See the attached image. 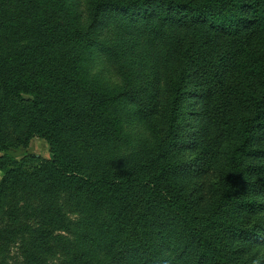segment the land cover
<instances>
[{
    "label": "rangeland",
    "instance_id": "374dc122",
    "mask_svg": "<svg viewBox=\"0 0 264 264\" xmlns=\"http://www.w3.org/2000/svg\"><path fill=\"white\" fill-rule=\"evenodd\" d=\"M65 2L68 17L52 44L76 58V103L81 110L92 103L113 115L117 128L104 136L87 119L68 126L63 139L73 162L60 167L52 164L44 137L33 135L22 143L24 119L17 123L0 114V155L16 160L0 168V264H26L20 244L45 264H151L149 256L192 264L194 243L180 233L165 206L142 205L140 190L100 199L88 187L97 175L130 167L140 173L154 159L179 183L200 225L223 206L217 224L228 216L243 228L261 227L254 239L233 231L242 243L234 257L237 264H264V166L242 177L232 192L225 188L239 119L247 113L236 95L255 88L236 60L241 47H264V29L246 26L238 34H224L206 24L154 19L131 34L113 18L97 21L96 0ZM20 41L15 36L6 46ZM183 52L193 63L174 115L167 109L166 78L172 65L181 68ZM22 96L15 97L17 108L31 95ZM257 161L264 164L256 156L246 164ZM251 197L262 205L236 206Z\"/></svg>",
    "mask_w": 264,
    "mask_h": 264
},
{
    "label": "trees",
    "instance_id": "16d2710c",
    "mask_svg": "<svg viewBox=\"0 0 264 264\" xmlns=\"http://www.w3.org/2000/svg\"><path fill=\"white\" fill-rule=\"evenodd\" d=\"M93 14L99 22L113 18L131 34L134 28L145 30V24L154 19L174 24H206L224 34H238L246 26L264 29V0H96ZM67 17L65 0H0V114H6L17 123L24 119L22 143L33 135L44 137L52 152V164L60 167L73 162L63 139L68 126L76 128L87 119L104 136L117 128L113 115L92 103H84L81 110L76 103L80 95L76 58L72 52L58 50L52 44ZM15 36L21 41L15 47L6 46ZM239 53L236 67L255 80V88L252 94L236 95L247 113L240 116L239 141L231 151L233 164H227L225 171L228 192H232L246 174L264 166L260 161L246 164L249 156L264 158V47H241ZM183 55L181 68L178 70L172 65L166 78V93L171 94L170 99L167 98L170 102L167 109L174 115L178 113L183 83L193 63L185 52ZM23 93L31 96L24 101V106L17 108L13 102L15 97L23 99ZM170 120L172 124L174 118ZM15 161L2 154L0 168ZM153 162L148 169L145 163L140 173L130 167L97 175L89 180L88 187L100 199L140 190L142 205L161 204L174 214L180 233L196 248L192 264H237L234 252L241 249L242 243L235 240L233 231L254 239L261 236L262 228H243L236 217L231 220L228 216L217 224L224 212L223 206L215 209L214 217L200 225L179 183L169 176L162 162L155 159ZM252 204L262 205V202L254 197L242 198L236 206L248 208ZM19 255L26 264H45L26 244L19 245ZM149 257L151 264H173L166 257ZM62 264L72 263L64 261Z\"/></svg>",
    "mask_w": 264,
    "mask_h": 264
}]
</instances>
